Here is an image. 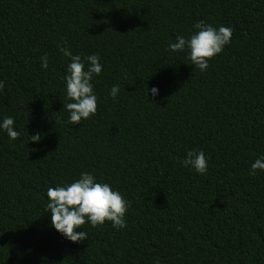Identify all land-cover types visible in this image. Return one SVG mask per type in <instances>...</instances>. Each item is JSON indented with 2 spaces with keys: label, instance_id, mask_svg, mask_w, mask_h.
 Listing matches in <instances>:
<instances>
[{
  "label": "trees",
  "instance_id": "1",
  "mask_svg": "<svg viewBox=\"0 0 264 264\" xmlns=\"http://www.w3.org/2000/svg\"><path fill=\"white\" fill-rule=\"evenodd\" d=\"M198 21L232 29L204 72L166 51ZM65 46L103 65L97 113L75 126ZM0 80V119L20 132H0V264H264V173L249 175L264 153V0H0ZM188 150L205 175L182 166ZM81 172L130 202L125 229L85 224L72 243L51 227L47 188Z\"/></svg>",
  "mask_w": 264,
  "mask_h": 264
},
{
  "label": "clouds",
  "instance_id": "2",
  "mask_svg": "<svg viewBox=\"0 0 264 264\" xmlns=\"http://www.w3.org/2000/svg\"><path fill=\"white\" fill-rule=\"evenodd\" d=\"M194 32L185 38L176 37L166 51L170 53L185 52L186 58L194 68L201 72L209 68V61L221 54L224 48L230 45L232 29L225 26L213 27L204 21L194 25ZM59 51L68 61L63 77L65 82V99L63 110L68 112L66 123L80 125L82 120H89L97 113V95L94 92L93 80L102 74L103 65L98 54L85 57L74 55L70 49L60 47ZM40 67L47 70L49 57L45 54L40 57ZM5 82L0 80V90ZM152 96L159 95V89H150ZM120 93L119 85H113L108 96L115 100ZM0 132L6 133L10 142L16 141L20 132L15 127L14 118L10 116L0 119ZM30 142H39V133L31 135ZM182 166L194 172L205 175L208 163L203 150H188ZM264 173V153L260 154L250 166L249 175L256 176ZM46 196V212L50 215L51 227L61 236L72 243H79L87 239V232L83 230L85 224L92 228L103 226L110 222L117 231L127 227L126 213L131 207L120 191L109 183L99 182L89 172H81L79 178L71 183L48 187Z\"/></svg>",
  "mask_w": 264,
  "mask_h": 264
}]
</instances>
